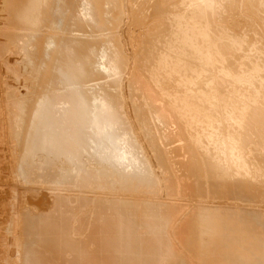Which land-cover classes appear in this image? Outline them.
Masks as SVG:
<instances>
[{
  "label": "bare ground",
  "instance_id": "bare-ground-1",
  "mask_svg": "<svg viewBox=\"0 0 264 264\" xmlns=\"http://www.w3.org/2000/svg\"><path fill=\"white\" fill-rule=\"evenodd\" d=\"M118 1L120 2V0H104L102 7V5L100 4L102 0L101 2L100 0H0V159H7V154L11 152L13 153V156H16V160L18 162L20 161L19 164H21L23 160L29 161L31 163L36 159H40L42 163H48L50 167H54V169L56 170L60 169L59 167L63 168L64 166H66L65 169H72L73 173H77V169H79L80 167L81 169H83L82 167L87 166L88 163L89 166L92 163L93 165L96 163L95 165L98 166L115 167L117 170L115 169L113 171H116L118 173L120 170L125 172L127 169H132L133 167L137 170H140L141 168H143L142 163H144L145 160L149 161L150 163V167H148L149 169L154 167L155 162L153 159L152 151L145 145L144 151L146 154L142 158V151L136 149L134 145V143L138 141V137L142 138V134L137 128V130L135 131L134 128H131L130 130L129 124L126 122V119H124L123 110L125 111L127 118H129L130 116L128 103L126 107H123L126 103L125 100L122 105V100H119V103L115 102L111 98V94H103L100 91V88H85L86 82L90 81L92 73H100L104 78L116 77L112 80V82L118 81V83L114 86H117V90L119 86H122V93H125L127 84L131 79L135 64L134 55H128L129 57H127L126 55L127 59L123 57L124 55L120 53V48H118L116 40L109 37L113 32H109V34L104 33L103 35L106 36L102 37V39L104 38V41L98 39V42L94 47H90L87 40V37L91 32L89 28V24L92 18L91 13L93 11V8L95 7V14H97L96 19L101 21V24L103 25L102 27H104L105 23H107L109 28L113 27L114 24H117L116 26H114L115 28H117L120 22H123V26L119 25L121 27L119 40L123 43V39H126L125 30L127 27V23L124 21L130 18V2L129 0H122L121 2L124 4V9L122 10V7L120 8L121 2L119 3ZM130 1L134 2V0ZM135 1L137 3L139 2L138 0ZM152 1L153 0H143V2L140 1L139 3H143L145 5L146 3H150ZM250 1L254 5V9L257 10V16L260 17V19L262 18L264 22V0ZM212 3L213 0H177L178 5L175 8H167L166 10V41L163 46L162 54L160 53V51H157L156 54H158V56L164 55L162 56L165 58L163 62H168L170 63L169 65L172 66L171 70L162 75V80H166L168 77H170L171 74H179L180 76L183 75V80L180 81L183 92H181L176 98H174L172 103L166 105L164 100H162V98L160 97L159 91H157L155 87H153L149 82L145 81L141 77V82H138V84L140 86V91L143 93V95H145L148 106L151 107V113L155 115L156 122H161L164 126V129L168 131V140L176 139L178 135H180L178 131L184 133L183 130L179 129L178 127L179 120L176 121L174 119L175 117L173 118V115L175 114L177 115V117H181L184 126H186L187 122H192V119L199 120L200 124L202 126H205V130H202L203 132L197 134V136L195 137V143L206 146V148H204L203 150H207L209 153H216L219 155V158L206 157L203 159V163L201 165L204 168L211 169L212 173L215 175V177H217V180H220L223 182V184H226L228 180L230 181L233 179L232 175L236 169H243L244 167H247L245 155L242 154V142L244 145L245 142L253 143V141L255 142V140L256 142L257 140H260L262 143L259 141V144H264V126L262 123L264 122V120L256 124V128L253 127V130L255 129V131L259 129L258 136L256 132L252 134L253 136L255 134L257 136V139L253 141H250V138L246 137L248 132L250 135L251 131H248L250 129H245V127L243 126L245 123L244 120L248 118V114L246 115V113L249 112L248 108L249 106H253L252 102L254 103V101H249L251 102V105L249 103L247 104L246 102H243L247 104L246 112L245 110H243L245 115L243 116L241 114V117L243 118H240V120H235L234 117V120H232V115L234 116V114L232 113V115L230 116L231 111H228L229 104L227 103V95L229 94H227L223 90L222 82L220 84V80L218 81L217 79V70L221 65L223 67V64H225L223 62L226 61L224 59L225 54L221 53L222 57L224 56L223 62L221 61L222 57L217 54L220 59V62H218L219 66L215 65L217 57L214 55L215 53H219L220 51L222 52V49H226L229 50V55L236 52V54L240 56L262 55L264 58V37L256 29H250L248 32H243L241 36H236L237 38L235 36L229 35L228 32V35L225 36V31L219 32L216 29L219 25L216 27V22L214 23L215 18L213 20V11L211 9L213 7V5H211ZM184 24L188 25V28H186ZM109 28H107V30H109ZM100 32H102V30L99 31L98 35H100ZM245 35L248 36L247 38H250L252 40L251 47L250 42L246 41L249 43L248 46L250 48H248V46L246 47L245 45ZM239 37H241V40L238 39ZM126 41L127 39L124 40L125 44H128ZM119 44L121 43L119 42ZM203 45H205L208 51V56L210 57L209 60H206L200 54V49L203 48ZM215 48L218 49V51ZM215 50L217 52H215ZM166 51L168 52L169 58L165 56ZM125 53L126 51H124V54ZM234 61L235 60L230 57V59L226 61V66L223 67L224 69H222L225 71L226 67H228L229 69L234 68ZM220 63L222 64L220 65ZM250 66L253 67V65ZM246 68L248 69L250 67L247 66ZM250 70L253 71L252 68H250ZM250 70H247L249 71V73H246V71H244L241 74H245L241 76H243L245 79L246 76L250 74L252 76L256 73L260 77H258V80L261 79L262 75L258 73V68L255 69L257 70L256 72L253 71L254 73L250 72ZM207 75L209 78L203 79V77ZM117 77H119V80H117ZM226 77L228 79L227 75ZM229 77L230 79L228 80V82H231V84L232 82L235 84L237 80L243 79L242 77L236 75L234 76V74L229 75ZM139 79L140 76H137L135 78L136 82ZM81 81L83 82L84 87L76 90V84ZM219 84L223 91H220L221 88L219 87ZM226 84L227 83L223 85L224 89ZM259 85L261 87H264V84ZM108 87H110V85ZM111 88L112 87H110V89ZM186 88H188V90ZM230 90L231 89L229 88L228 91ZM240 91L238 92L236 90L235 93L238 92L241 95L242 93ZM248 91L250 92V89ZM242 95H244V93ZM117 96L119 97L118 92ZM236 96L238 95L235 94L234 98H232L235 99ZM238 100H240V98ZM246 101H248V99ZM235 102L236 101H234L233 104H235ZM239 105L244 107V104H240V102L234 107H239ZM177 107L178 109H181L183 113L190 114V117H192L191 121L189 116L186 117L185 114L176 113V111H178ZM119 110H121L122 113H120ZM251 110L253 109L251 108ZM171 112H174V114H172ZM261 123L263 128L259 126V124L261 125ZM174 126L176 128H174ZM136 133L138 134V137ZM253 136L251 137L252 139L256 138H253ZM259 144L256 145L259 146ZM261 146L262 148H264V145ZM233 153H237V155L235 156L233 155ZM85 160H88V163H86ZM12 163L13 162H11L10 160V165ZM5 164H7L6 161ZM21 165L23 166V164ZM18 167L19 166H17V168ZM13 168L15 167L13 166ZM28 169L30 168H27V171ZM62 171H65L64 173L66 174V170H58L59 173L55 174L50 173V182L54 183L55 181L57 183L61 180V178H63L61 180L63 181L65 179V177L63 176L65 175L64 173H62ZM15 172L13 174H16L17 176V173ZM25 173L22 174L25 176ZM86 173L88 174L87 171ZM33 174L36 175L34 172ZM30 175H28V177ZM12 176L13 175H11V177ZM39 176L42 177V174ZM77 176L79 177V175ZM40 179L41 178L37 180ZM69 180L70 179H68V181ZM16 182H13V184ZM23 182L24 181H22L21 185H27L23 184ZM17 183H19V181ZM56 183H54V186L57 187V189L56 187L55 189L59 191L60 189H58V187H60L61 184L57 183V185H55ZM65 184L64 187L67 186ZM73 185H75V183ZM30 186H32V184L29 185V187ZM47 186L49 187L50 185L47 184ZM29 189L30 188H28V190ZM48 189L49 188H43L41 189V191L38 190L40 192L38 196L34 193L33 200H37L39 199V196H41L45 203H42L41 201L39 204L34 203L35 205L33 206H31L32 203L30 206L27 205L30 214L27 213V215H25L26 217H23L25 218V230L27 229V231L32 233L34 236H38L37 243L43 244V248H41L40 254L34 256L33 253H31L32 245H30L31 248L29 246V248H26V243H28L29 241L31 242V238L27 242L24 241L26 242L25 244L23 243L24 245H26L25 253H27L23 259V264H154L155 256H148L146 254V256H131L132 253L129 251L130 245L134 246L137 243L134 242V245H128L129 242L127 241L129 239V234H131L130 230H128V222L123 224L124 220L119 219L110 221L109 223L106 222L105 227L109 229H114L112 228V226L117 222L123 224V228L115 230L116 233L121 234L122 239H117L116 234H112V236L104 235L101 238V242H103L102 246H104L106 254L102 257V259L93 256L87 258V255H81L80 253H78V255L73 257H67L66 255H63L58 257L57 260H54V258L50 254L59 255L60 252L64 251L61 250L57 252V250H59L58 241L61 239L57 240L53 237V235L56 233L57 235H59V232H65L66 227L62 223L58 224L56 220V218L60 214L59 209L62 204V198L59 196L60 194H58V196L56 195L57 192L55 195L50 194L54 189L52 191ZM89 189L91 190V188ZM64 190L66 189L64 188ZM64 190L61 191L66 193L67 191L65 192ZM35 191L39 193L37 190ZM48 191H50V193H48ZM32 192L33 191H31V193ZM46 192L48 194L44 195V193ZM20 194H23V192H21ZM18 196L19 195H16L15 197L18 198ZM26 196L27 195H25V198ZM30 196H32V194ZM15 197L13 201L15 200ZM53 198H57L55 199L56 201L53 200L55 202L53 208L56 206V211H50V213L48 212L40 216L31 215L32 212H35V210L33 209H39L41 205L49 206L48 201L50 200V203H53ZM24 200L25 199H23L22 202H24ZM96 200L98 201V199ZM14 202H16V200ZM16 204L15 207H19L16 206ZM12 206H14V204H12ZM22 210L24 211V207ZM40 211L41 210H39V212ZM124 212L126 213V211ZM19 216L18 219H20ZM12 218L14 217L12 216ZM152 218L155 217L153 216ZM9 220L11 222V219ZM15 220L16 219H14L13 222ZM19 223L16 227L20 226ZM11 224L13 225L12 222ZM151 225L154 235L156 234L157 236H160L159 230L161 229L159 228V226H157L156 223ZM30 233H27L28 235H25L29 236ZM153 236H151V238ZM130 238L133 239L131 235ZM151 238L150 240L152 241L153 239ZM147 239L148 238H146V240ZM116 240L119 243H117ZM120 240H123L124 242L122 243ZM13 241H15L16 243V238ZM33 242L35 245V239L33 240ZM142 243L144 245V242ZM153 243L154 242L152 241V244ZM158 243L160 242L158 241L156 245ZM170 243L168 246H170ZM115 245L119 247L116 248ZM12 247L14 248V246ZM19 247L20 245H18V249ZM144 247L145 245L143 246V248ZM166 248L163 247L162 249L165 250ZM116 251L122 253L120 255L121 257L117 258V261L115 260V257H113V253ZM42 252L45 254H42ZM169 252H165V255H162V251L160 253L157 251V253H154V255L163 256L164 258H162V261L166 260L164 262L165 264H175L174 259H172L173 254L171 255V253ZM148 253L149 251L147 252V254ZM236 253H238L239 256H228L226 258L227 261H225L229 264H238L241 261L242 264H260L261 262L254 255L246 256L243 254V252H240L241 254L239 252ZM241 255H244L245 257ZM6 257L8 258V256ZM7 262L9 264V261ZM158 263L160 264V261H158ZM262 264H264V261Z\"/></svg>",
  "mask_w": 264,
  "mask_h": 264
},
{
  "label": "rangeland",
  "instance_id": "rangeland-1",
  "mask_svg": "<svg viewBox=\"0 0 264 264\" xmlns=\"http://www.w3.org/2000/svg\"><path fill=\"white\" fill-rule=\"evenodd\" d=\"M103 1L104 0H102L101 2L100 0V4L102 5V7ZM121 1L122 0H120V2ZM138 1L143 2V0ZM129 2L130 18L124 21L127 23L125 38L127 39L126 42L128 44H125L124 42V40L126 39L122 38L123 43L119 40V35L121 33L120 26H123V22H120V26L118 25L117 28L114 27L117 24H114L113 27L109 28L107 23H105V26L102 27L103 25L101 24V21L96 19L97 14H95V7L93 8V11L91 13L92 18L89 24L91 32L87 37L90 47H94L98 42V39L104 41V38L102 39V37L105 36L103 35L104 33L109 34V32H113L109 37L116 40L118 48H120V53L124 55L123 57L126 58V55L127 57L134 55V71L131 75L130 81L127 84L125 93H122V86H119L118 90L117 86H114L118 83V81L112 82V80L116 77L104 78L100 73H92L90 81L86 82L85 88H100V91L103 94H111V98L115 102L119 103V100H122V105L125 100L126 103L123 107H126L128 103V107L130 109V111L129 109L128 111L130 116L129 118H127L125 111L123 110L124 119H126V122L129 124L130 130L131 128H134V131L138 129L142 134V138H139L138 134L136 133L138 141L135 142L134 145L136 149L142 151V158L146 154L144 151V146L146 145L147 148L150 149L153 153L155 165L153 168L149 169L148 167H150V163L149 161L145 160V162L142 163L143 168H141L140 170H137L133 167L132 169H127L125 171L126 173L122 170H120L118 173L116 171H113L116 169L115 167L98 166L95 165L96 163L93 165L92 162V164H90V167L88 160H85L88 165L82 167L83 169H81V167L79 168L80 170L77 169L78 172H74L75 174L72 172V169H65L66 166H62L63 168L59 167L60 169H57L60 171L66 170V174L64 173L65 171H62V173H64L65 175L63 176L65 177V179L61 181L63 179L61 178V183L60 181L57 182L58 184H61V186L58 187V189H60L58 191L56 190L57 187L54 186V183L56 182L54 181V183H51L49 180V174L59 173L58 170L54 169V167H50L48 163H46L47 165L45 163H42L40 159L36 158V160L31 163L29 161L23 160V163L21 162V164H23L22 166L21 164H19L20 161L18 162L16 160V156H13V153L9 152L7 154V159H0V184H2L0 185V227L3 226L2 228H0V264H8L7 261H9V264H12V262L13 264H23V259L27 253H25V249L29 247L31 248L30 245H32L31 253H33L34 256L40 254L41 248H43V244L37 243L38 236H34L32 233L28 232L27 229L25 230V218L23 217H26L25 215L30 212L28 211L27 205L30 206L32 203L31 206H33L35 204H39L41 201L42 203H45L41 196H39V199L33 200L34 193L38 196V194H40L39 191H41V189L43 188H49L48 190L50 191L54 189L55 191L53 190L52 192L55 193H50V191H48V193L55 195L57 192L56 195L58 196V194H60L59 196L62 198V204L59 209L60 214L58 215L56 220L58 224H64V226L66 227V231L62 233L59 232V235H57L56 233L53 235V237L57 240L61 239L58 241L59 250H57V252L61 250L64 252H60L59 255L50 254L54 258V260H57L58 257L63 255H66L67 257H73L78 255V253H80L81 255H87V258L93 256L102 259V257L106 254V251L104 246H102L103 242H101V238L104 235L112 236V234H116L117 239H122L121 234L116 233L115 230L123 228V224L128 222V230H130L131 233L129 234V239L127 241L129 242L128 245H134L135 243H137L136 245H134L135 247L141 245L136 248L130 245L129 251L132 253L131 256H144L145 254L148 256H155L154 264H159L158 261H160V264H165L164 262L166 261H162V258H164L163 256L154 255V253H157V251L159 253L162 251V255H165V252L167 253L170 251L169 253H171V255L173 254L172 259H174L175 264H229L226 262V258L232 255L239 256V254L236 252H243V254L246 256L254 255L259 261H261L260 264H262L264 261V148H262L261 145L264 144H261L262 142L260 140V144L258 140V143L256 142L255 139H257L259 129L255 131V129L253 130V127L256 128V124L264 120V87H261L259 85L264 84L263 56H240L237 55L236 52L229 55V50L226 49H222V52L220 51L219 53H215L214 55L217 57L215 65L218 66V62H220L219 56L222 57L221 53L225 54V57H223L226 61L230 59V57L235 60V67L232 69L226 67L225 72L223 70V67L226 66V61H224L222 57L221 61H224L223 63L225 64H223L222 67V63H220L221 71L220 68H216L218 69L217 79L218 81L220 80V84L222 82L223 90L227 94H229L227 95V103L229 104L228 111H231L230 116L232 115V113L234 114V116L232 115V120H234V118L235 120H240V118H243L241 117L242 115H245L243 110H245L246 112L247 104L249 103L251 105L252 100L254 101V103L252 102L253 106H249L248 108L249 112L246 113V115L248 114V118L244 120L245 123L243 127H245V129H250L248 131H251L252 133L250 132L249 135L248 132L246 137L250 138V141L255 140V142H245L244 145L242 142L241 146L242 154L245 155L246 166L249 169L247 167H244L243 169H236L232 175L233 179L230 181L228 180L226 184H223L222 181L217 180V177H215L211 169L204 168L201 165L203 163V159L206 157L219 158L218 154L209 153L207 150H203L204 148H206V146L195 143V137L197 136V134L203 132L202 130H205V126H202L199 120H193L192 117H190V114L183 113L181 109H178L177 107L178 111H176V113L185 114L186 117L189 116L190 121L192 119V122H187V124L185 123L186 126H184L181 117H177L176 114L173 115V118L175 117L174 119L176 121L179 120L178 127L179 129L183 130L184 133L178 131L180 135H178L176 139L168 140V131L164 129V126L161 122H156L155 115L151 113V107L148 106L145 95H143V93L140 91V86L138 84V82H141V77L145 81L149 82L153 87H155L157 91H159V95L162 100H164L166 105L172 103L174 98H176L181 92H183L180 84V81L183 80V75L180 76L179 74H171L170 77H168L166 80H162V75L171 70L172 66L169 65L170 63L168 62H163L165 58L162 56L164 55L158 56V54H156L157 51H160V53L162 54L163 46L166 41V10L167 8H175L178 5L177 0H153L152 2H148L145 5L143 3H137L135 0L134 2L129 0ZM120 4V8L122 7L121 9L123 10L124 4L122 2ZM211 5H213L211 9L213 11V20L215 18L214 23L216 22V27L219 25V28L217 27L216 29L219 32L225 31V36H227L229 33V35L238 37L241 36L243 32H248L250 29H256L264 37V22L262 18L260 19V17L257 16V10L254 9V5L250 0H213V3ZM185 26L186 28H188V25ZM107 28H109V30H107ZM101 30L102 32H100V35H98L99 31ZM96 35L98 38L96 37ZM247 37L248 36L245 35V42L249 41L251 47L252 40ZM238 39L241 40V37H239ZM119 42L121 44H119ZM246 43L245 45L247 47L249 43ZM250 47L248 46V48ZM216 50L218 51V49ZM216 50L215 52H217ZM124 51H126L125 54ZM200 54L201 56H203V58L209 60L210 57L208 56V51L205 45H203V48L200 49ZM234 54L236 55V57ZM165 56L169 58L167 51ZM246 65L252 68V70L254 68H258V73L262 75L261 79L258 80L259 75L256 73L252 76L250 74L244 79V77L241 75H244L245 73H241H243L244 71H246V73H249V71L247 70H250V68H246ZM250 65H253L254 68ZM255 69L253 70L254 72L257 71ZM253 71L250 70V72ZM229 73L234 74V76L236 75L242 77L243 79L237 80L235 84L233 82L231 84V82H228V80L230 79L229 75L232 74ZM136 75L140 76V79L137 82L135 80V78L137 77ZM226 75L228 76V79ZM205 78L208 79V75L203 77V79ZM117 80H119V77H117ZM257 81L259 82V84ZM225 83L227 84L224 89L223 85ZM220 84L219 87L221 88ZM109 85L110 87H112L111 89L110 87H108ZM237 85L240 87H238ZM75 87L76 90L83 88V82H78ZM255 87L258 89H256ZM222 88L220 91H223ZM229 88L231 89L230 91H228ZM239 88L241 91L239 90ZM248 88L250 89L251 93L248 91ZM186 89L188 90V88ZM236 90L238 92L240 91L242 94L244 93V95H240L238 92L235 93ZM117 92L119 94V97L117 96ZM235 94H237L238 96L233 99ZM239 98L240 100H238ZM247 99L248 101H246ZM237 100L240 102V104H244V107H242L241 105H239V107H234L236 104H239ZM250 100L251 102H249ZM234 101H236L235 104H233ZM243 102H246L247 104ZM251 108L253 110H251ZM119 111L120 113H122L121 110ZM171 113L174 114V112ZM262 123L264 126V122ZM262 123L261 125L259 124L261 128H263ZM174 128L176 127L174 126ZM254 132H256L257 136L256 134L254 136L252 135L254 134ZM252 136L253 138H256L252 139ZM256 144H259V146ZM233 155L236 156L237 153H233ZM9 159L11 160V162H13L11 164L12 166L10 165ZM5 161L7 162V164H5ZM15 164H18L17 166H19V170ZM34 165L36 168L34 167ZM13 166L15 168H13ZM26 167L30 169H28L27 171ZM14 169L16 172L14 171ZM23 169L26 173L23 171ZM17 170L19 173L17 172ZM86 171L88 172V174L86 173ZM14 172L17 173V176L16 174H13ZM20 172H22L23 174L25 173V176ZM33 172L36 175H34ZM81 172L83 173V175ZM89 172L92 174H90ZM27 173L28 175L32 173L30 176H34L28 177ZM38 173L39 175L42 174V177L39 176ZM11 175L13 176L11 177ZM77 175H79V177ZM21 176L24 178V180ZM37 176L41 179L37 180L39 179ZM67 178L72 180L68 181ZM15 179L17 180V182L19 181V183H17ZM22 181H24L23 184L27 185H21ZM64 181L66 184L64 183ZM13 182L16 183L13 184ZM57 183L55 185H57ZM74 183L75 185H73ZM31 184L32 186L29 187V185ZM42 184H44L45 186ZM47 184L50 186L48 187ZM64 184L67 186L64 187ZM28 188L30 189L28 190ZM64 188L66 190H64ZM68 188H71L72 190ZM89 188H91V190ZM77 189H80L81 191ZM35 190H39V193H37ZM61 190L67 192L64 193ZM26 191H28L29 193ZM31 191L33 192L31 193ZM21 192H23V194H20ZM48 193L46 192L44 193V195ZM24 194L27 195L26 198ZM31 194L32 196H30ZM16 195H19L18 198L15 197ZM14 197L16 202H14L15 200L13 201ZM23 199H25L24 202H22ZM55 199H52L53 203H50L51 200L48 201L49 206L41 205L39 209H33L35 210V212L33 213L31 211V215L40 216L48 212L50 213V211H56L55 209H57V207L55 206L53 208L55 204L54 201H56ZM96 199H98V201ZM92 200L96 201L93 202ZM91 202H93L94 204ZM12 204H14V206H12ZM15 204L16 206L21 207H17L19 214L17 213ZM23 207L24 211L22 210ZM121 207L124 209H122ZM105 208H107L108 210ZM39 210H41L42 212H39ZM124 211H126V213ZM152 215L155 218H152ZM12 216L14 218H12ZM18 216L20 219H18ZM9 219H11L13 225L11 224ZM14 219L16 220L13 222ZM116 219L124 220L123 224H120L118 222L115 223V225L112 226V228L114 229L105 227L106 222L109 223L110 221ZM153 220L161 229L159 230L160 236H157L156 234L154 235V232L152 231L151 224H155ZM17 222L20 224V226H18L19 229L18 227H16L18 225ZM7 227H10L9 229L12 231H10ZM27 233H30V235L27 236ZM130 235L133 237L134 241L130 238ZM151 236L153 237L151 238ZM15 238L16 243L15 241H13L15 240ZM30 238L32 240L31 242L29 241ZM146 238H148L147 240L149 241H147ZM150 238L153 239L152 241L155 243V245L154 243L152 244ZM34 239L36 241L35 245L33 242ZM157 240L160 243L156 245V243L158 242ZM24 241L29 242L26 243ZM120 241L122 243L124 242L123 240ZM140 241L144 242V248L143 243ZM165 241H167L168 243ZM116 242L119 243L117 240ZM23 243H26V248V245H24ZM169 243L170 246H168ZM149 244L151 247L149 246ZM18 245H20L19 249ZM158 245H160L162 248H166L167 246V248L165 249L166 251ZM12 246H14V248ZM115 246L116 248L119 247L117 245ZM139 247H141L143 251L146 252H143ZM148 251L149 253L147 254ZM42 254L45 253L42 252ZM121 254V252L116 251L113 253L114 256H112L115 257V260L117 261V258L121 257ZM244 255L241 256L245 257ZM6 256H8V258ZM238 264H242V261Z\"/></svg>",
  "mask_w": 264,
  "mask_h": 264
}]
</instances>
